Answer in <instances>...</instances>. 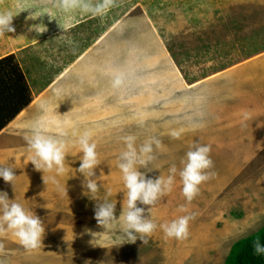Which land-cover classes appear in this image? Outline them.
Here are the masks:
<instances>
[{
	"label": "rangeland",
	"instance_id": "374dc122",
	"mask_svg": "<svg viewBox=\"0 0 264 264\" xmlns=\"http://www.w3.org/2000/svg\"><path fill=\"white\" fill-rule=\"evenodd\" d=\"M21 7L27 9L14 16L15 32L0 36V58L12 54L22 67L30 102L0 134V165L17 175L14 189L0 177V191L33 210L45 235L36 249L11 232L0 236V264H221L231 243L264 223V0H111L96 14L66 13L54 0H0V11ZM47 11L55 19L44 13L26 20ZM41 22L44 33L28 30ZM117 77L122 83L113 87ZM60 83L72 92H59ZM259 86L262 92H251ZM38 120L51 127L47 134L67 132L66 172H45L47 184L25 140ZM85 131L101 161L95 196L116 202L117 217L122 204L126 210L117 166L123 137L134 135L137 147L160 140L148 176L167 178L176 165L172 190L151 206L157 228L147 243L125 242L120 231L89 243L85 227L104 229L77 171ZM196 144L210 146L207 171L214 175L189 202L179 169ZM186 215L187 238L167 237L160 225Z\"/></svg>",
	"mask_w": 264,
	"mask_h": 264
},
{
	"label": "clouds",
	"instance_id": "9594fccd",
	"mask_svg": "<svg viewBox=\"0 0 264 264\" xmlns=\"http://www.w3.org/2000/svg\"><path fill=\"white\" fill-rule=\"evenodd\" d=\"M110 3L111 0H103V3L93 6L91 0H54L55 6L66 13L80 10L96 14L105 9ZM24 9L27 8L21 7L17 12L12 10L0 11V36L8 32H15L12 23L13 18ZM44 13L48 14L50 20L55 19L53 14L47 11L39 14L30 13L26 20H35ZM28 30L42 34L47 31V26L41 22L30 25ZM121 83V79L117 77L113 82V87H119ZM182 131L183 129L173 130L170 135L172 138L178 139ZM47 133L46 122L38 120L32 124L30 135L25 136L29 150L33 153L29 161L33 164L35 170L43 172L45 184L48 183V180L44 177L45 172H50L53 169L57 175H63L66 172L65 159L68 148L65 139L67 132L65 130L61 129L54 135ZM136 139L134 135L123 137L125 150L120 153L117 166L122 173L123 185L126 189V210L122 204L121 214L117 217L116 202L95 196L102 185L94 179L96 177L94 170L101 161L98 158L97 145L92 140V133L85 131L78 137L77 143L83 155L77 171L84 178L82 180L84 190L86 189L87 192L93 194L91 198L88 197L95 201L94 219L97 225L102 226L104 229L102 232H93L85 227L84 232L92 236V240L89 241L92 246H96L93 241L98 233L115 231L123 233L126 237L125 242L135 243L139 239L142 243H147L145 238L152 235L157 228L156 223L149 217L151 206L155 205L159 199L172 190L178 169L173 164L169 169L170 174L167 178L148 176L147 172H150L153 168H150L149 165H152L156 158L154 145L159 148L160 140L152 137L137 147ZM210 151L208 145H193L186 153V160L181 161L183 167L179 169V176L183 185L182 192L189 202L199 194L200 185L214 175V173L207 171L213 167ZM141 168L146 169V171H140ZM14 169L11 166L0 165V177L6 183H10L13 189L17 177ZM64 191L67 192V189H64ZM138 205L147 206V208ZM181 210H184L183 206ZM190 219V216H181L170 223L160 225V227L169 238L186 239L189 234ZM8 232H11L23 247L36 249L43 244L45 227L42 219L33 210L26 209L23 204L16 202L15 199H9L6 191H0V236H4ZM2 248L3 245L0 244V250ZM254 248L257 254L264 253V246L259 241L255 242Z\"/></svg>",
	"mask_w": 264,
	"mask_h": 264
},
{
	"label": "trees",
	"instance_id": "16d2710c",
	"mask_svg": "<svg viewBox=\"0 0 264 264\" xmlns=\"http://www.w3.org/2000/svg\"><path fill=\"white\" fill-rule=\"evenodd\" d=\"M30 102L24 77L12 54L0 58V127ZM264 246V223L254 232L235 240L221 264H264V253L255 252V242Z\"/></svg>",
	"mask_w": 264,
	"mask_h": 264
},
{
	"label": "crops",
	"instance_id": "0c3cea01",
	"mask_svg": "<svg viewBox=\"0 0 264 264\" xmlns=\"http://www.w3.org/2000/svg\"><path fill=\"white\" fill-rule=\"evenodd\" d=\"M125 59H123V63H125L126 64V62L124 61ZM128 64H130V62H128ZM18 67H19V69L21 70V73H22V75H23V77H24V80H26L25 82H26V84H27V87H28V90H30V84L28 83V81H27V79L25 78V74H24V72H23V70H22V67L18 64ZM123 71H124V73H127V72H131V70H129L124 64H121V67H120ZM136 69L137 70H140V69H138L137 67H136ZM256 80H258L259 81V79H256ZM261 82V81H260ZM144 83H147V81H145ZM142 84V85H145V84ZM43 88V87H42ZM45 88V87H44ZM57 90V89H56ZM40 91H41V89H40ZM53 91H54V89H53ZM72 92V90H68V89H66V90H64V86H63V84L62 83H60V88H59V92ZM35 92V91H34ZM39 92V91H38ZM251 92H262V86H259V87H256V88H254ZM31 93V92H30ZM36 94H38V93H36ZM33 95H34V93H32V97H33ZM65 95V94H64ZM29 104V103H28ZM24 108H27V105L25 106V107H23L19 112H18V114H16L13 118H11L7 123H5L2 127H0V134L2 133V131L5 129V128H7V127H9V125L13 122V121H15L17 118H18V115L20 114V112H22V110H24ZM51 128V127H50ZM48 126H47V129H50Z\"/></svg>",
	"mask_w": 264,
	"mask_h": 264
}]
</instances>
